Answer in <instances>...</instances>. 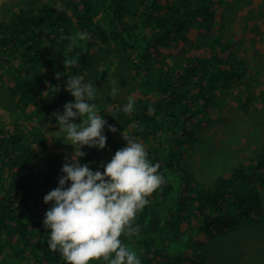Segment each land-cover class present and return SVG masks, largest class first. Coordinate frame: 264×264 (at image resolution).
<instances>
[{"label":"trees","instance_id":"1","mask_svg":"<svg viewBox=\"0 0 264 264\" xmlns=\"http://www.w3.org/2000/svg\"><path fill=\"white\" fill-rule=\"evenodd\" d=\"M32 1L19 0L18 10L0 19V264H67L48 248L51 230L43 220L51 204L43 197L58 186L65 158L73 152L67 140L49 145L51 132L58 128L52 114L63 113L65 103L74 102L65 90L68 76L79 75L96 85L100 115L117 128L112 133L106 126V147H84L80 163L103 172L101 165L126 146L123 132L144 145L166 180L137 213L132 224L136 233L120 237L137 252L140 264H206L196 260L190 248L209 245L204 237L211 240L260 219L264 196L255 182L262 180L264 188L259 174L264 147L256 162L238 164L207 188L198 186L185 160L193 142L203 139L202 128L222 121L214 119L209 108L240 76L232 66L248 65L237 60L238 51L230 42L209 47L210 57L200 50L195 60L186 58V45L175 54L165 53L169 46L190 43L208 32L218 16L222 22L235 19V7L228 6L232 1L221 8L214 7L217 0H35L39 7L30 5ZM251 4L263 8L264 0ZM198 10L207 13L204 22L194 14ZM193 24L197 28L192 29ZM78 32L89 38L69 51V37ZM217 39L223 35L213 41ZM96 44L114 45L126 59L113 55L112 72L95 74ZM73 57L79 58L78 66L65 70L63 59ZM57 71L63 74L59 80ZM110 80L120 88L113 100L105 97L113 87ZM257 94V100L242 96L240 106L259 109L264 87ZM128 96L134 101L131 113L123 111ZM174 205L176 212L168 214ZM193 223L196 229L187 228ZM188 229L196 236H188ZM186 238L189 245L174 251Z\"/></svg>","mask_w":264,"mask_h":264},{"label":"clouds","instance_id":"2","mask_svg":"<svg viewBox=\"0 0 264 264\" xmlns=\"http://www.w3.org/2000/svg\"><path fill=\"white\" fill-rule=\"evenodd\" d=\"M36 2L33 0L30 5L35 3L37 6ZM88 38L86 32L69 37V51L79 41ZM63 63L66 70L78 66L79 58L63 59ZM62 75L57 71L55 78L59 80ZM112 85L109 95L115 97L119 91L118 82L113 80ZM97 89L93 82H85L82 76H68L65 90L74 97V102L65 103L63 113L52 114L57 121L58 132L64 133V139L73 146V152L65 158L58 186L43 197L45 204H51L43 220L44 227L51 230L48 248L52 252L58 251L67 264H90L100 260L107 264H140L137 252L124 244L120 237L136 233L137 229L132 224L137 213L143 210L149 203L148 197L166 180L158 171L159 164L148 159L144 145L123 132L121 135L127 142L126 146L101 165L103 172L93 171L88 163H80L86 155L82 150L84 147L98 150L106 147V126L109 132H117V128L108 125L100 115L94 103ZM219 100V97L213 100L211 108L216 107ZM133 109L134 101L129 97L123 111L131 113ZM77 119L80 123L75 122ZM245 162H256V158L242 163ZM259 174L264 176V168Z\"/></svg>","mask_w":264,"mask_h":264},{"label":"rangeland","instance_id":"3","mask_svg":"<svg viewBox=\"0 0 264 264\" xmlns=\"http://www.w3.org/2000/svg\"><path fill=\"white\" fill-rule=\"evenodd\" d=\"M24 1L22 0V2ZM212 1L216 2L215 0ZM226 1L217 0L214 7L221 8L223 4H226ZM229 1H232V3L228 6L235 7V19H228L222 22V16H218L217 20L214 19L215 22L213 21L209 31L201 32L197 39L187 44L181 41L174 47L169 46L166 49L168 54H175L180 46L183 48L186 45L184 47V49H187L188 54L186 58L195 60L196 54L200 50L204 52L206 57H210L212 53L207 48L216 44L218 45L219 43L230 42L236 47L237 54L239 53L237 60L248 65V67H245L243 64L232 66L231 70H237L240 76L237 78L234 77L237 79L236 82L231 87L225 89L218 105L214 108H209L212 117L222 121L209 124L202 131L203 139L200 138L194 141L189 148V154L186 158L187 166L195 178L196 183H198V186L204 188L212 185L216 178L229 173L244 160L256 158L257 151H260L264 147V105L261 104L259 109H256L254 105L249 109L240 106V98L243 95L246 99L251 97L257 100L259 98L257 91L264 87V7L259 8L258 5L251 6L254 4H251L252 0ZM0 5V19L3 16L10 18L15 11L14 7L19 8V0H1ZM194 14L199 15L198 20L200 22H204L207 13L198 10ZM196 24L199 23L196 22ZM196 24H193L191 28H197ZM204 30H207V28ZM222 35V40L217 39L213 41V38L221 37ZM246 40H248V44ZM113 46H98L96 44L93 48V53H98L96 56L95 74L97 71H105V69L110 74L116 65L115 56L126 59ZM243 52L247 53L243 55ZM126 55L129 57V51H126ZM87 70L89 71V68ZM111 86H113L112 81ZM109 91L111 92V88ZM109 91L108 93H110ZM105 97L107 99L112 96L108 94ZM119 97L123 98L122 96ZM114 98L112 97V100ZM98 99L99 94H97V99L94 103L97 105L98 111L101 114L102 109L99 107ZM75 122L80 123V120L77 119ZM58 131L59 128L51 132L52 142L49 145L53 146L55 144L57 146V143L61 140L66 141L64 139V133ZM261 182L262 180L255 182V185L264 196V188L261 186ZM170 200L172 199L169 198ZM174 212H176L175 205L167 213L171 214ZM188 227L196 229V223L190 224ZM182 228L185 230L186 225L182 224ZM187 235H192L193 238L196 236V233L188 229ZM187 240L188 238L181 239L182 242L173 250L181 251L183 244L189 245L191 240L189 243H187ZM202 240L210 241V244L205 243L194 249L189 248L193 251L192 253L195 255L196 260H198L197 258L204 259L206 264H264V211L259 220L243 224L238 231L220 234L211 240L204 237ZM186 255H190V253L186 252Z\"/></svg>","mask_w":264,"mask_h":264},{"label":"bare ground","instance_id":"4","mask_svg":"<svg viewBox=\"0 0 264 264\" xmlns=\"http://www.w3.org/2000/svg\"><path fill=\"white\" fill-rule=\"evenodd\" d=\"M1 1V0H0ZM30 1H32V0H30ZM58 1H63V0H58ZM1 6V5H0ZM76 19V18H75ZM77 20V19H76ZM263 24V23H262ZM246 32V31H245ZM245 35V34H244ZM247 36V35H246ZM249 40V39H248ZM248 40H246V43L248 44ZM237 41V40H236ZM257 44V43H256ZM230 46H232V45H230ZM229 46V47H230ZM257 46H258V44H257ZM256 48H258V47H256ZM230 49V48H229ZM242 50V49H241ZM248 50V49H247ZM246 50V51H247ZM243 51V50H242ZM207 52V51H206ZM240 52V51H239ZM234 53V52H233ZM235 53H236V51H235ZM244 53V52H243ZM247 53V52H246ZM246 53H244L243 55H245ZM206 54V53H205ZM239 54V53H238ZM205 56V55H204ZM244 57V56H243ZM226 65V64H225ZM211 66V65H210ZM221 66V65H220ZM223 67V66H222ZM229 67V66H228ZM102 68V67H101ZM112 68V67H111ZM181 68V67H180ZM226 68V67H225ZM249 69H252V68H249ZM229 70V69H228ZM183 71V70H182ZM209 73V72H208ZM251 73V72H250ZM207 75H209V74H207ZM237 78V77H236ZM204 79L205 78H203L202 80L204 81ZM247 79V78H246ZM235 80V79H234ZM237 80V79H236ZM245 80V79H244ZM206 81H207V79H206ZM222 84V83H221ZM190 85H191V83H190ZM220 85V84H219ZM223 86H224V84H222ZM221 87V86H220ZM235 89V88H234ZM238 91V90H237ZM244 92V91H243ZM246 92V91H245ZM220 93H222V92H220ZM231 93H232V91H231ZM205 96H206V94H205ZM244 96V95H243ZM228 98V97H227ZM243 98V97H242ZM241 98V99H242ZM203 99V98H202ZM233 106V105H232ZM245 111V110H244ZM237 113V112H236ZM244 113V112H243ZM226 114V113H225ZM224 114V115H225ZM245 114H247V113H245ZM246 116V115H245ZM27 131V130H26ZM28 132V131H27ZM26 132V133H27ZM159 140H161V139H159ZM154 142V141H153ZM86 151H88V149L86 150ZM258 153H259V151H257ZM108 154V153H107ZM5 159H7L6 157H5ZM32 179H34V178H32ZM30 180V179H29ZM37 180V179H36ZM21 197V196H20ZM28 200V199H27ZM23 203V202H22ZM44 204V203H43ZM39 206V205H38ZM41 206V205H40ZM44 206V205H43ZM40 208V207H39ZM45 209V208H44ZM192 251V250H191ZM205 256V255H204Z\"/></svg>","mask_w":264,"mask_h":264},{"label":"crops","instance_id":"5","mask_svg":"<svg viewBox=\"0 0 264 264\" xmlns=\"http://www.w3.org/2000/svg\"><path fill=\"white\" fill-rule=\"evenodd\" d=\"M217 45V44H216ZM216 45L212 46V47H215ZM209 52L211 53V48H209Z\"/></svg>","mask_w":264,"mask_h":264}]
</instances>
